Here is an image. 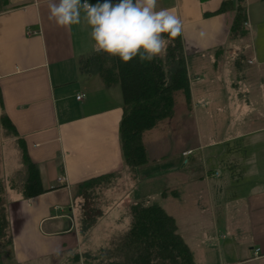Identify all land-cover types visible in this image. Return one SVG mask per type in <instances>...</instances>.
Wrapping results in <instances>:
<instances>
[{"label": "crops", "instance_id": "1", "mask_svg": "<svg viewBox=\"0 0 264 264\" xmlns=\"http://www.w3.org/2000/svg\"><path fill=\"white\" fill-rule=\"evenodd\" d=\"M7 1L0 11V111L24 141L47 192L24 200L8 191L10 244L0 243V264H76L75 254L92 256L127 231L119 211L128 219L131 204L152 202L174 218L198 264H264V112L251 108L252 116L236 107L264 103V0H245L248 36L238 40H230L234 13L219 11L226 0H157V10L170 9L183 23L190 105L182 92L174 94L172 118L142 137L148 162L135 178L125 174L116 214L102 212L86 240L78 233L72 189L122 174L121 91L80 71V59L96 51L83 11L81 23L66 29L49 20V0ZM246 51L253 73L243 77L245 91L238 93L233 65ZM224 55L232 56L219 75ZM233 72L234 83L226 84L224 74ZM248 115V123L258 124H242V131L239 123ZM7 144L16 164L7 175L0 170L2 180L19 168L18 153ZM1 155L0 146V169Z\"/></svg>", "mask_w": 264, "mask_h": 264}, {"label": "trees", "instance_id": "2", "mask_svg": "<svg viewBox=\"0 0 264 264\" xmlns=\"http://www.w3.org/2000/svg\"><path fill=\"white\" fill-rule=\"evenodd\" d=\"M7 4V0H0V11ZM219 11L234 13L230 40L248 36L245 0H226ZM239 57L233 65L235 72L236 69L243 68L237 72L248 79L253 73L248 68L249 57L245 54ZM80 61L79 68L82 73L98 76L106 87L119 86L122 96V117L119 124L122 174L92 178L72 189V199L78 201L79 206L78 233L86 240L102 217V210L97 204L101 190L111 189L114 181L125 174L135 178L137 169L148 162L143 135L172 118L175 93L182 92L188 106L191 97L190 74L180 35L171 39L166 52L152 62H140L139 57H136L125 63L119 57L97 51ZM3 142L12 143L18 153L19 164V168L9 179L0 178V243L6 247V244H10L7 239L8 223L5 213L8 191H14L27 200L40 196L47 190L42 187L38 167L30 160L24 141L18 136L10 120L0 111V145ZM129 218L127 231L117 237L108 248L92 256L85 254V264H198L193 252L178 234L174 218L157 203L131 204ZM72 260L77 264L80 257L75 254Z\"/></svg>", "mask_w": 264, "mask_h": 264}, {"label": "clouds", "instance_id": "3", "mask_svg": "<svg viewBox=\"0 0 264 264\" xmlns=\"http://www.w3.org/2000/svg\"><path fill=\"white\" fill-rule=\"evenodd\" d=\"M47 7L49 20L66 29L81 23L83 11L95 50L125 63L136 57L140 62H152L183 30L181 19L170 9L157 10V0H119L116 4L111 0L96 4L49 0Z\"/></svg>", "mask_w": 264, "mask_h": 264}, {"label": "rangeland", "instance_id": "4", "mask_svg": "<svg viewBox=\"0 0 264 264\" xmlns=\"http://www.w3.org/2000/svg\"><path fill=\"white\" fill-rule=\"evenodd\" d=\"M244 54L247 56V51L246 52H244ZM232 55H224L221 59H219L218 60V65H217V74H219L220 75V73H221V71H222V67H225V66H223V63L222 62H224L225 60H227V59H229V60H231V57ZM81 60V59H80ZM80 62H82V61H79V63ZM209 68H211V67H207V69H209ZM239 70H243V68L242 69H236V75L237 76H242L239 72H237V71H239ZM225 71H226V69H225ZM252 71V70H251ZM257 72H259V70L257 69ZM85 74V73H84ZM263 75L264 74H261V77L263 78ZM224 81H225V83L226 84H229V83H234V79H235V77H234V72L232 73V74H230V77L228 78L227 77V75L226 74H224ZM238 79H240V89H239V91H238V93H242L243 91H245V87H244V84L245 83H242L243 81H244V79H243V76H242V78H240V77H237ZM254 79H256L257 78V76H254L253 77ZM229 81V82H228ZM246 86V85H245ZM117 88V90H120V88H119V86H117L116 87ZM248 88V87H247ZM253 88V87H252ZM252 88L251 89H249V90H252ZM255 88V87H254ZM253 88V89H254ZM229 91H231L230 89H228ZM255 90V89H254ZM262 93H264V90H262V92H261V94ZM223 98H224V96H222ZM237 95H236V97H235V100L237 101ZM229 100L231 101V100H233L232 98H229ZM234 100V102L236 103V101ZM253 105L255 106V107H252V106H250L251 104H250V102H245V101H243L242 103H240V104H238L236 107L238 108V112H239V110L240 111H242V110H245V112H248L249 114H251L252 116H253V114H255V112L253 111V110H260V111H256L257 113L256 114H260V115H262L263 114V110H264V106H263V104L264 103H260V102H258V101H253ZM253 109L252 111H250V109ZM244 115H245V113H244ZM226 118V117H225ZM248 118H249V115H248V117H246L245 119L243 118L242 119V122H240L239 123V128L241 127V130L243 131V128L244 127H242V124L243 125H245V127H247V128H249L250 126H256L257 124H255L254 125V122H251V123H248L247 122V120H248ZM245 120V121H244ZM243 121H244V123H243ZM225 126H227L226 124H225ZM203 127L204 126H202V124H200V129L202 130V132L204 131V129H203ZM238 128V129H239ZM254 139H257V137H254V138H252V141L254 140ZM1 173H2V175H7V174H9L10 172V167H12V165H14V164H16L15 163V161H12L13 160V157H14V154H15V152H14V150L7 144V142H3L1 145ZM263 152V151H262ZM12 170V169H11ZM125 176V175H124ZM124 176H121V177H119L118 179H116L115 181H114V183L112 184V186H111V189H102L101 191V193L99 194V196H98V198H97V204H98V206L100 207V209L102 210V212H106L107 211V215H109V214H111V216L113 215V214H116V212H115V207L118 205V204H120V202L118 203V204H116L115 202H116V199H117V197H120L119 195H122V193H123V191H125V189H126V183H125V177ZM115 204V205H114ZM125 207V204L124 203H122L121 204V209H123ZM123 211H119V213H120V217H121V219H120V223H122V225H124L125 224V226H126V223H129V220H130V218H129V216H128V219L125 217V215L123 216V213H122ZM122 213V214H121ZM177 222H178V220H177ZM179 223V222H178ZM190 225H189V229L191 230V231H193L194 229H195V226L193 225V221L191 220L190 221ZM95 228V227H94ZM82 238V237H81ZM83 239V238H82ZM82 245H85L84 243L82 244ZM194 245H197V242L195 243V244H193L192 242H191V246H192V248H193V246ZM95 255V254H94ZM90 256H91V254H90ZM80 257H82V256H80ZM81 259V258H80ZM83 259V260H82ZM79 262H84L85 263V261H84V258H82ZM87 262V261H86Z\"/></svg>", "mask_w": 264, "mask_h": 264}, {"label": "built area", "instance_id": "5", "mask_svg": "<svg viewBox=\"0 0 264 264\" xmlns=\"http://www.w3.org/2000/svg\"><path fill=\"white\" fill-rule=\"evenodd\" d=\"M76 99H77V100H80V99H81V96H77ZM58 181H59V182H62V181H63V178L58 179ZM256 252H257V251H255V255H256ZM80 264H85V263H84V262H80Z\"/></svg>", "mask_w": 264, "mask_h": 264}]
</instances>
